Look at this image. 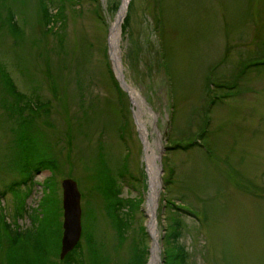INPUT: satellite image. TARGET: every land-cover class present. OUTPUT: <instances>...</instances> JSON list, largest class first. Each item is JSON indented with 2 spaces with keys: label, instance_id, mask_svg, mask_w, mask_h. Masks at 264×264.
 <instances>
[{
  "label": "rangeland",
  "instance_id": "obj_1",
  "mask_svg": "<svg viewBox=\"0 0 264 264\" xmlns=\"http://www.w3.org/2000/svg\"><path fill=\"white\" fill-rule=\"evenodd\" d=\"M38 1L0 5L19 25L15 34L0 26V62L23 93L14 103L0 80V191H8L0 207L14 228L44 221L53 230L33 261L65 264L54 240L62 232L60 182L70 177L82 212L93 209L90 229L104 264H130L136 254L150 264L155 240L164 264L163 235L174 218L187 264H264V0H46L65 15L49 23ZM24 100L41 103L30 133L40 158L56 165L33 169L39 156L29 153L31 178L11 190L23 178L16 154L28 150L18 145L20 116L12 109ZM148 142H166L164 169L160 154L148 158ZM100 152L120 195L141 199L122 239L95 187ZM0 238L6 264L1 223ZM81 243L89 264L87 239Z\"/></svg>",
  "mask_w": 264,
  "mask_h": 264
},
{
  "label": "trees",
  "instance_id": "obj_2",
  "mask_svg": "<svg viewBox=\"0 0 264 264\" xmlns=\"http://www.w3.org/2000/svg\"><path fill=\"white\" fill-rule=\"evenodd\" d=\"M38 7L39 12H41L40 16L42 17V20L45 23H49L50 21L56 20L57 18L63 19L65 15H62V7L58 6L57 9L52 12L49 9L48 3L46 0H39L38 1ZM0 5H5L4 0L0 1ZM62 6V3H60ZM14 15L12 11L8 7V15L5 18V16H2L0 13V26H6L8 31L12 34H15L19 30V25L16 22L15 19H13ZM51 26H49L50 28ZM47 31V29H44ZM2 63L0 62V80L3 84V89H5L8 93H10L14 98V103H18L20 98H22L23 93L21 91H18L16 88L15 83L13 82L10 74L2 67ZM112 77L114 78L116 84L118 85V82L114 75L112 74ZM119 87V85H118ZM120 88V87H119ZM35 104L37 107H34L33 103H28L24 100V104L21 106H13V112H16L19 116V122H20V137L18 145L26 147L28 150L26 153H24V156L20 158L18 154H16V161L21 162L23 159V162L19 168L21 175L23 178L21 181L13 182L10 186V189L12 190L14 188V185H19L21 182H26L28 179L31 178L30 172H26L27 168L31 163L29 162V153L30 154H38L39 158L35 161V164L33 165V169H37L38 166H48V167H54L55 162L50 161V158L42 157L40 158L41 154H43V151H37L38 150V144L39 141L34 137L32 133H30L32 130L31 122L35 118V116L40 112L39 108L41 107L40 104L35 101ZM28 106L29 112L31 113L29 118H23L22 117V109ZM45 110V109H44ZM11 146H14L12 143ZM44 156V154H43ZM41 159V160H39ZM102 159V153H99V161ZM39 160V161H38ZM101 169L98 171V183L95 186L97 190L100 192V194L103 197L105 209L107 212L108 217L111 218L112 224L114 228L116 229L117 236L119 239H122V234L124 233L123 230L127 228V225L129 224V217H131V213L139 207L141 204V199L137 197H127V196H121L120 195V189L116 185V176L114 175V172H110L109 168H106L101 161ZM109 169V170H108ZM126 164L122 165V169H118V176H123V174L126 172ZM24 174H26V177L24 178ZM117 175V174H116ZM166 178L163 179L164 183H167ZM46 197V195L44 196ZM43 197V200L41 202V206L45 203V198ZM168 203H169V199ZM123 210V211H122ZM123 213V214H122ZM4 215L2 213V207H0V223L1 226L3 225V228L5 230V234L8 236V240H5V243L7 244L8 248V260L6 261V264H39L36 261H33V253L39 252L40 249L45 246L46 242L44 239H47L49 234H52L53 230L46 229L47 223L44 221H39L38 224L34 227L26 228L23 230H19L16 227H12L9 222H7L5 219H3ZM82 217L85 219L82 220V235L80 241L77 243V245L69 252L67 255L62 259L65 261V264H82L83 259L82 256V239H87V251H88V261L89 264H104L106 261L102 249V243L98 240L94 239L93 233L90 229V223L92 224V221H94V212L93 209L90 206H87L86 209H83ZM31 218L34 221L38 218L37 215L33 214L31 215ZM59 225H61V222H59ZM180 221L174 218V222L172 224L168 223V226L165 227L163 240L164 243H167L168 246L164 249L165 257H164V264H187L186 262V251L184 248V245H182L179 242V239L182 235V231L180 229ZM60 235H61V229L59 230V240H54L56 242L55 250H59L60 248ZM2 243V238H0V244ZM14 247V250L11 249ZM145 258L142 254H136L132 257L130 264H144Z\"/></svg>",
  "mask_w": 264,
  "mask_h": 264
},
{
  "label": "water",
  "instance_id": "obj_3",
  "mask_svg": "<svg viewBox=\"0 0 264 264\" xmlns=\"http://www.w3.org/2000/svg\"><path fill=\"white\" fill-rule=\"evenodd\" d=\"M155 150V149H154ZM62 187V235L59 258L63 259L77 244L82 233L80 191L72 178H64Z\"/></svg>",
  "mask_w": 264,
  "mask_h": 264
},
{
  "label": "bare ground",
  "instance_id": "obj_4",
  "mask_svg": "<svg viewBox=\"0 0 264 264\" xmlns=\"http://www.w3.org/2000/svg\"><path fill=\"white\" fill-rule=\"evenodd\" d=\"M124 9H125V7L123 6L122 7V9H121V12H120V16L119 17H121L122 16V13H123V11H124ZM121 19V18H120ZM116 23H113V25H112V41H113V39H114V36H115V27H116V25H115ZM164 149H165V147H164ZM164 149L162 148V153H163V151H164ZM152 150H153V152L151 153V154H147L148 155V158L150 157V159H153V157H154V155L156 154V152H155V150H154V148H153V146H152ZM155 186H157V184L155 185ZM154 194H155V192H153ZM156 196V195H155ZM149 204H151V201H149ZM151 231H152V233L155 231V229H154V227L152 226L151 227ZM156 234H155V232H154V236H155ZM155 238H156V236H155ZM157 239V238H156ZM153 249H154V251L155 252H158L157 254H155V255H153L152 256V259H151V262H150V264H161V263H159L160 262V258H159V253H160V249H159V245H158V243L156 242V240H155V246L153 247Z\"/></svg>",
  "mask_w": 264,
  "mask_h": 264
}]
</instances>
